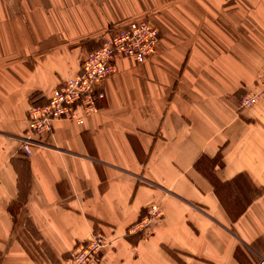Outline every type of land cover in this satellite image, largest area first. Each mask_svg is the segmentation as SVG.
<instances>
[{
  "label": "crops",
  "instance_id": "obj_1",
  "mask_svg": "<svg viewBox=\"0 0 264 264\" xmlns=\"http://www.w3.org/2000/svg\"><path fill=\"white\" fill-rule=\"evenodd\" d=\"M145 15L153 58H120L99 112L56 121L49 146L24 155L29 99L73 76L110 26ZM263 63L264 0H0V264H62L94 230L114 240L101 264H264V189L234 218L219 194L242 178L264 186V106L235 108ZM152 198L153 236L113 235Z\"/></svg>",
  "mask_w": 264,
  "mask_h": 264
},
{
  "label": "rangeland",
  "instance_id": "obj_2",
  "mask_svg": "<svg viewBox=\"0 0 264 264\" xmlns=\"http://www.w3.org/2000/svg\"><path fill=\"white\" fill-rule=\"evenodd\" d=\"M133 18H136V17H133ZM133 18H130L122 22L132 20ZM143 18H146L148 22L152 26H154L151 23V20L148 16L145 15ZM118 24H114L109 27V29L106 31V34L102 38V42L107 37L108 33ZM157 32H158V41L152 53L150 54V56L146 58V60L143 62L149 61L155 55V52H156V49L158 47L159 40H160L159 30ZM102 42L94 50H92L88 55H86L84 58L81 59L78 71L75 72L73 76L67 78L66 80H63L60 84H58L56 87H54L50 91L49 95L46 96V99L44 102H38L32 98L29 99V107L26 113V117L28 120V127L21 136L17 137V139L20 142V150L24 153V155L26 156L31 155L34 147L49 146L45 138L53 134L54 132L53 124L56 121H66L72 124L80 125L84 119L91 117L97 114V112H99V110L101 109L100 102L103 101L106 96L105 91L102 88L101 84L103 81H105V79L113 76L116 73L117 61L120 58H127L125 56H119L115 60V71L111 75L107 76L104 80H102L99 86L96 87L98 92H101V95L95 99L94 106H91V107L77 106L78 114L76 117H66L62 115L61 117H57L55 119L53 115L49 116L47 117V121H49V127L47 129H45V126H43L42 122L40 121L35 122L33 128L30 127L31 121L35 120V118L32 117L33 111L49 108L52 106L53 103L60 104L62 102V99H60L61 94L59 92H62L63 94L65 92V89H61V88H63L70 81L80 82L84 78V75L82 73L84 62L90 55H92L93 52H96L98 49H100ZM262 76L264 78V63L260 66L258 70L257 77H256L254 84L250 87H247L244 93L240 95L238 102L235 105L237 112H241L243 109L252 108L254 106H264V83L261 84ZM58 90H59L58 94L51 101L50 98L53 92L58 91ZM198 166L200 170H203V171L206 170V172H208L207 169L211 168L210 165L206 161H204L202 165L199 164ZM135 177H136L135 179L136 184H138V186L140 185L143 187L147 186L155 190H158V188H160L162 189L161 192L163 191V192H166L168 195H173V193L170 190H168L167 187L159 186V183L158 184L152 183L151 180L139 174L136 175ZM263 189H264V186L262 187V189H255L253 186L250 187L243 178L241 179L240 187L238 188L236 187L235 191H233L232 186H229V185H226L223 187L219 186V194H220V191L222 194V196H220L221 199L219 198L221 207L223 208L225 212L226 211L229 212V218H234L236 213L237 212L239 213V211L251 199V197H254L259 192L261 193ZM133 198H135V195ZM163 220H164V213L161 209L160 202L156 198H152L149 200L148 204L145 207H143V211L141 215H139L138 218L134 222L129 224L123 231H114L113 235L116 233L118 237L124 240L126 239L135 240L136 243L138 244L140 241L148 240L150 236H153L154 231L158 227H161L163 225ZM90 239L91 240L93 239V241H95L96 244H99V246H101L98 251L91 250V256L93 258L92 264L94 263L101 264L102 258H103V250L107 248L108 246H110L112 243H114V240L113 238H109L108 235L105 234V232L100 231V230H94L92 231L89 238L82 240V241H78L77 242L78 244L76 243L77 245L72 247V249L68 252L67 256L63 258L61 263L70 264L71 262H74L70 252H73L80 245H83V246L86 245L90 241ZM68 261H71V262H68Z\"/></svg>",
  "mask_w": 264,
  "mask_h": 264
},
{
  "label": "built area",
  "instance_id": "obj_3",
  "mask_svg": "<svg viewBox=\"0 0 264 264\" xmlns=\"http://www.w3.org/2000/svg\"><path fill=\"white\" fill-rule=\"evenodd\" d=\"M158 30L152 26L146 18H133L115 26L102 42L100 49L93 52L84 62L82 73L84 78L78 81H70L63 88L62 92H53L52 101L58 92L61 94L62 102L53 103L51 107L39 109L32 112L35 120L31 121V128L35 122H42L45 129L49 127L47 117H76L77 106H94L95 99L101 95L96 89L100 82L115 71V60L119 56H125L137 63H142L152 53L157 41ZM261 84L264 83L262 76ZM60 89V90H61ZM44 130V129H43ZM101 246L93 239L86 244L78 246L70 252L74 262L70 264H92L91 250L98 251ZM78 249V250H77ZM95 264V263H94Z\"/></svg>",
  "mask_w": 264,
  "mask_h": 264
},
{
  "label": "bare ground",
  "instance_id": "obj_4",
  "mask_svg": "<svg viewBox=\"0 0 264 264\" xmlns=\"http://www.w3.org/2000/svg\"><path fill=\"white\" fill-rule=\"evenodd\" d=\"M78 244V243H77ZM77 244H75L74 246H76Z\"/></svg>",
  "mask_w": 264,
  "mask_h": 264
}]
</instances>
